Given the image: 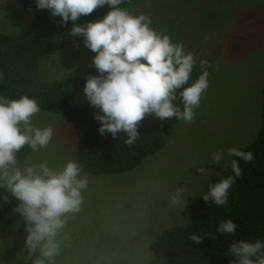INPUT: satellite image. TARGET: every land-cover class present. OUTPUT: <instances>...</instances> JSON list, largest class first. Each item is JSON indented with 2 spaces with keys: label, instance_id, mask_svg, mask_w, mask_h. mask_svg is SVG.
<instances>
[{
  "label": "rangeland",
  "instance_id": "374dc122",
  "mask_svg": "<svg viewBox=\"0 0 264 264\" xmlns=\"http://www.w3.org/2000/svg\"><path fill=\"white\" fill-rule=\"evenodd\" d=\"M126 7L151 17L153 28L174 42L182 41L198 57L189 85L202 72L199 59L208 60L213 65L207 69L209 87L194 120L189 123L173 117L163 148L135 169L114 175L82 171L88 187L80 210L67 216L56 264H147L152 256L150 242L165 228L182 225L188 209L202 199L206 182L227 172L228 166L207 162L211 154L248 144L261 126L264 0H135ZM32 18L21 0H0V32L14 33L27 27ZM83 41L80 36L42 56L39 76L59 80L97 75L90 66L95 53ZM32 124L51 127L54 136L38 151L25 145L17 153L21 167L47 161L59 170L67 161H77L80 124L42 108ZM230 159L225 156L222 163ZM202 166L209 170L208 176L199 174ZM177 189L184 190L185 208L170 203ZM8 195V201H14L9 214H18L13 211L18 201ZM78 246L84 250L81 256L75 253ZM0 248V264H22L18 257L26 253L24 239L0 231ZM15 250L20 255L11 259Z\"/></svg>",
  "mask_w": 264,
  "mask_h": 264
},
{
  "label": "clouds",
  "instance_id": "9594fccd",
  "mask_svg": "<svg viewBox=\"0 0 264 264\" xmlns=\"http://www.w3.org/2000/svg\"><path fill=\"white\" fill-rule=\"evenodd\" d=\"M35 3L37 9H47L52 16H59L61 23L75 22L98 7L108 6L102 18L73 23L68 33L71 37L83 36L84 45L95 53L90 66L97 75L85 78L82 91L89 103L101 110L102 114H94L101 135L107 132L115 138L124 133V143L133 145L139 136L138 126L146 115L159 121L173 117L189 123L194 120L195 110L209 87L207 69L213 65L199 59L202 72L189 85L198 57L186 50L182 41L174 42L170 35L153 28L151 17L122 6L125 0H35ZM219 68L216 64L215 70ZM178 98L180 103H173ZM39 112L40 105L33 97L0 96V189L4 190L0 199L8 202L11 194L18 201L13 211L23 218L26 232V253L18 257L22 264H56L55 258L61 251L59 236L67 216L80 210L82 194L89 183L75 160L67 161L59 170L51 168L47 161L19 165L17 153L25 145L38 151L53 139L51 127L32 124V118ZM225 156L239 157L246 163L254 161L253 153L241 147L213 152L207 162L230 166L233 174L208 184V191L202 194L206 203L211 200L216 205H226L229 189L242 175L237 160L222 163ZM198 171L209 175L203 166ZM183 191L177 189L170 196V203L185 208ZM217 232L234 235L236 224L230 219L221 221ZM190 239L202 242V237L195 234ZM227 255L237 258L229 264H264V243L238 240L231 244Z\"/></svg>",
  "mask_w": 264,
  "mask_h": 264
},
{
  "label": "trees",
  "instance_id": "16d2710c",
  "mask_svg": "<svg viewBox=\"0 0 264 264\" xmlns=\"http://www.w3.org/2000/svg\"><path fill=\"white\" fill-rule=\"evenodd\" d=\"M26 11L32 14L31 23L14 33L0 32V96L18 98L27 95L37 99L40 108L62 114L81 125V133L76 143V160L85 173L94 175H114L135 169L149 155L163 148L164 133L172 119L159 121L154 116H145L138 126L135 144L124 143L126 134L113 138L110 133L101 135L99 122L94 114L101 113L92 106L82 89L85 79L66 77L46 80L38 74L39 59L55 49L71 44L78 37L68 33L73 23L81 24L103 17L108 6L98 7L92 14L81 16L77 21L61 23L59 16H52L47 9H37L35 0H21ZM135 0H125L127 6ZM191 77L189 82L191 81ZM180 103L178 98L173 101ZM102 114V113H101ZM251 151L254 161H238L242 175L236 178L228 191L226 205H216L203 198L188 209L187 220L182 225L165 228L161 235L150 242L152 252L147 264H229L236 257L227 255L231 244L238 240L264 243V86L261 108V126L253 141L241 147ZM228 166L226 173L211 177L205 184H215L224 176L232 175ZM4 191L0 189V194ZM13 199H0V231L9 232L25 239L24 220L19 214H9ZM232 220L236 224L234 235L217 232L221 221ZM202 237L201 243L193 242L191 235ZM210 235V236H208ZM214 237V239H213ZM18 250L11 259H16ZM24 252V250H20ZM83 247L75 253L82 255ZM252 259H255L254 257Z\"/></svg>",
  "mask_w": 264,
  "mask_h": 264
}]
</instances>
